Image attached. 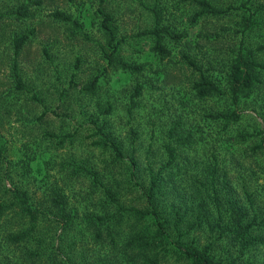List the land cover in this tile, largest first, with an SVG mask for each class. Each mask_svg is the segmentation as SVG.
Here are the masks:
<instances>
[{"label":"rangeland","instance_id":"rangeland-1","mask_svg":"<svg viewBox=\"0 0 264 264\" xmlns=\"http://www.w3.org/2000/svg\"><path fill=\"white\" fill-rule=\"evenodd\" d=\"M207 1L233 9L195 17L202 8L192 0H0V202L8 205L0 222V264H129L137 250L129 240L137 230L146 235L155 230L152 217L135 227L127 211L147 208L151 169L156 174L162 169L156 201L171 241L201 249L216 239L211 250L217 257L231 256L235 264L264 262V246L242 254L238 242L219 239L216 225L231 197L251 215L264 217V148L254 150L264 142V72L235 106L228 96L198 98L193 83L199 72L182 59L190 52L224 87L242 38L245 51L254 50L264 63V50H256L264 44V0ZM22 5L26 16L17 13ZM155 5L162 24L185 35L179 42L165 38L170 55L164 60L155 55L152 36L142 34L156 25L150 9ZM100 8L112 16L121 41L113 62ZM56 12L72 19H58ZM23 34L29 39L18 58L24 84L18 88L14 42ZM120 59L146 68L131 73ZM96 77V89L89 90ZM233 109L241 113L236 124L224 126L210 117ZM111 141L124 160L117 159ZM167 145L176 160L166 168ZM245 190L253 194L254 207ZM25 192L31 206L42 210L56 192L65 199L66 222L58 208L49 210L41 221L42 243L7 239L28 224L21 209ZM107 192L124 206L125 221L119 227L112 223L114 242L107 225L100 227V237L94 222L103 210L117 209ZM165 259L164 264H191L173 252Z\"/></svg>","mask_w":264,"mask_h":264},{"label":"trees","instance_id":"trees-1","mask_svg":"<svg viewBox=\"0 0 264 264\" xmlns=\"http://www.w3.org/2000/svg\"><path fill=\"white\" fill-rule=\"evenodd\" d=\"M105 1L106 0H100L101 3H104ZM192 1L196 2L202 8L195 15V17L204 14L218 16L221 14H225L233 9L217 8L207 0ZM150 9L156 16V25L154 28L144 31L142 34L152 36L154 40L152 49L155 55L159 57L160 60H164L170 55V50L165 44V38H169L174 42H179L183 40L185 35L183 33L176 32L170 27L164 26L162 24V10L158 5L151 6ZM17 11L20 16H26L28 14V8L26 5L20 6ZM100 12L104 15L103 27L109 36V43L113 46V52L106 54L109 58V61L113 62V55L118 50L121 41H116L115 30L110 23V21L112 20V16L105 13L102 8H100ZM55 16L58 19L65 21L72 19L69 15H66L63 12H56ZM28 39L29 34H23L14 42L15 60L13 66V74L15 75L18 88L24 87L18 68V58L20 56L22 48L24 47ZM115 41L116 43H114ZM256 50H264V44L259 45ZM254 52V50L245 51L242 38L240 47L230 64L227 75V83L225 87L220 84L219 81H216L208 76L203 70V67L190 52H183L182 59L194 71L199 72V79L193 83V89L195 90L196 96L202 99L215 96H228L231 99L233 105H238L241 97L243 95L250 94L253 88H255V86L260 83V74L261 72H264V63L256 60ZM118 64H120L123 69L131 73H142L146 68V65L144 64L129 63L121 59L118 60ZM97 83L98 78L96 77L92 81V83L87 86V88L89 90H95ZM141 89L142 86H137V89L135 91L136 96L141 93ZM97 106L100 111H107L105 109H102L101 103H97ZM210 117L217 122L225 121L224 126H227L229 124H236L237 122H239L241 113L238 112L237 109H233L230 111H221L215 114H210ZM179 126V123L175 124L172 129ZM172 129L171 133L173 132ZM109 146L113 149L117 159L124 160V153L121 147L116 142L111 141L109 143ZM261 148H264V142L255 146L254 150ZM166 151L168 153V162L164 167L167 168L170 167L176 160V153L174 148H172L170 145L166 146ZM159 171L160 172L158 174L154 173L152 169L149 172L150 187L147 196H145L147 208L133 206L127 210H130V214L132 213V215L136 218V223L134 222L135 227L142 221L146 220L148 217H152L155 226V230L148 235L140 233L137 230L136 234L129 240L131 246H134L137 249L135 250L136 254L134 253V255L130 256V258L128 259L129 264H164V261H166V255L171 252L178 254V256L182 257L184 260L190 262L191 264H232V262L233 264H235L236 259H232L231 256H227V258H224L217 257L216 255L212 254V248L214 247L216 239L211 240L208 245L203 246L201 249L199 247L190 248L188 246H185L180 240L171 241L168 229L164 221H162V214L160 213L161 210L160 206L158 205L159 203H157L156 201V190L158 187L162 169H160ZM245 194L247 196V200L249 201V205L251 207H254L253 194L248 190H245ZM107 195L109 198V203L115 202L117 209L113 212H105V210H103V212L97 214L94 218V222H96L99 227L98 235L100 237V227L102 225H107L109 236H111V234L113 233L112 223H117V227H119L122 221H125V216L121 212V208L124 206H122L121 204H117V201L115 200V197L111 192H107ZM21 205L22 214L28 219V224L26 226L19 227L17 230H14L7 235V239L11 243L20 244L23 242H28L32 238L38 239L37 242L42 243V239L46 237L45 230L41 228V221L49 215L48 211L50 210L51 212L53 208H58V210L61 211V218L59 219L66 222L65 199L60 193L56 192L54 194L53 198L50 200L49 209L47 207L46 209L42 210L40 208H34L33 206H31L26 192L23 194V198L21 199ZM217 206H219L218 203ZM7 209L8 205L4 202H0V222ZM201 213L202 212H199V214L197 215V219L199 221H201ZM224 214L227 216V218H224ZM180 216L181 215L179 212L175 214L174 227L176 229L181 220ZM55 217L57 218V216ZM216 223L217 228L219 229V239L223 237L229 238L234 244L235 242H238L240 246V252L242 254L244 253V251L254 245L264 246V217H260L256 211H254L251 215L247 207H245L243 204H240L238 200L232 197L227 199L225 213L219 210ZM211 230H213V227L211 228ZM255 231H260L262 233L257 234L256 236L251 235V232ZM185 233H189V230ZM180 237H182V234H180L179 238ZM111 238L113 239L112 242H114V236H111ZM262 264H264V262Z\"/></svg>","mask_w":264,"mask_h":264}]
</instances>
